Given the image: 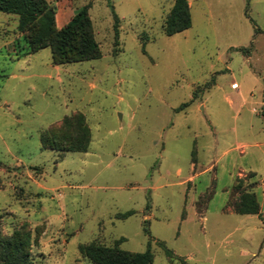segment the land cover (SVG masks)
<instances>
[{
    "label": "rangeland",
    "instance_id": "rangeland-1",
    "mask_svg": "<svg viewBox=\"0 0 264 264\" xmlns=\"http://www.w3.org/2000/svg\"><path fill=\"white\" fill-rule=\"evenodd\" d=\"M47 1L58 29L91 6L101 56L55 65L0 12V236L29 232L32 264H93L90 244L264 264V0H188L192 26L173 36L176 0ZM75 114L87 151L43 149ZM238 180L262 217L234 212Z\"/></svg>",
    "mask_w": 264,
    "mask_h": 264
},
{
    "label": "trees",
    "instance_id": "trees-1",
    "mask_svg": "<svg viewBox=\"0 0 264 264\" xmlns=\"http://www.w3.org/2000/svg\"><path fill=\"white\" fill-rule=\"evenodd\" d=\"M90 5L76 11L72 20L62 29L56 26L55 7L47 0H0V12L19 17V28L25 33L28 52L37 53L50 48L55 65L81 63L98 59L101 56L96 42L93 24L89 15ZM115 17V31L119 18ZM192 26V14L188 0H176L173 9L164 24L167 36L182 33ZM117 34V33H116ZM207 88H210L208 84ZM190 104H183L179 111ZM264 119V106L261 110ZM90 143V130L83 114L66 117L62 124L41 134L42 148L61 153L87 151ZM251 177H256L252 174ZM240 192L238 201L233 204L238 215H258L262 217L261 206L255 192L244 190L241 180L234 186ZM135 212L130 211L121 217L126 219ZM166 255L174 258V252L160 243ZM31 234L24 228L18 230L14 237L0 236V264H32ZM82 255L93 264H153L154 255L150 249L145 253H131L119 247H104L90 244L81 247Z\"/></svg>",
    "mask_w": 264,
    "mask_h": 264
}]
</instances>
